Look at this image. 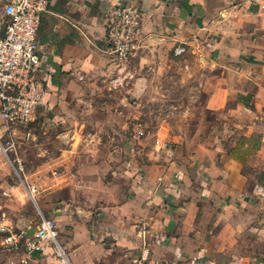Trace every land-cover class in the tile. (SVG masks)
Listing matches in <instances>:
<instances>
[{
  "label": "crops",
  "instance_id": "0c3cea01",
  "mask_svg": "<svg viewBox=\"0 0 264 264\" xmlns=\"http://www.w3.org/2000/svg\"><path fill=\"white\" fill-rule=\"evenodd\" d=\"M262 2H52L39 30L46 108L33 126V146L45 148L30 154L25 181L1 153L8 136L0 121V224H57L59 246L45 243L33 264H264V199L254 193L264 185ZM116 6L143 12L130 62L137 86L147 87L179 46L223 70V93L235 100L210 144L158 152L135 149L120 133L129 98L142 92L115 84L106 39ZM30 194L37 207L29 213ZM2 238L0 264H8L19 253H3Z\"/></svg>",
  "mask_w": 264,
  "mask_h": 264
},
{
  "label": "built area",
  "instance_id": "2783aa9c",
  "mask_svg": "<svg viewBox=\"0 0 264 264\" xmlns=\"http://www.w3.org/2000/svg\"><path fill=\"white\" fill-rule=\"evenodd\" d=\"M53 1L6 0L4 6L7 20L0 30V121L8 136L6 146L1 145L6 155L19 143L34 140L33 126L41 109L46 108L47 88L40 77L39 30ZM261 6L264 9V0ZM142 18L143 12L136 6H116L108 15L107 52L120 70L135 53L142 33ZM185 50L179 46L175 53L180 55ZM254 193L264 199V185H256ZM0 232L3 234L2 252L19 253V258H12L8 264H33L45 243L59 246L57 224L52 218H43L32 230L0 224Z\"/></svg>",
  "mask_w": 264,
  "mask_h": 264
},
{
  "label": "rangeland",
  "instance_id": "374dc122",
  "mask_svg": "<svg viewBox=\"0 0 264 264\" xmlns=\"http://www.w3.org/2000/svg\"><path fill=\"white\" fill-rule=\"evenodd\" d=\"M131 59L123 70L115 65L118 75L116 86L120 90L126 88L142 92L141 96L129 98V103L134 106L126 114L129 126L125 130L119 127L120 133L124 132L126 137L129 135L130 146L142 150L154 148L159 152L179 144L191 150L203 143L210 144L219 124L227 120V110L235 100L231 91L230 94L223 93V86L226 88L223 70L210 60L207 64L204 55L188 50L180 55L174 52L165 69L161 73L157 70V76L148 82L147 87L141 88L130 76ZM34 140L20 149L19 146L10 149L7 155L1 149L3 155L14 161L16 177L20 181L27 180L30 154L44 152L45 146H33ZM51 147L53 145L50 144ZM29 201L25 212H35L37 204L32 194Z\"/></svg>",
  "mask_w": 264,
  "mask_h": 264
}]
</instances>
